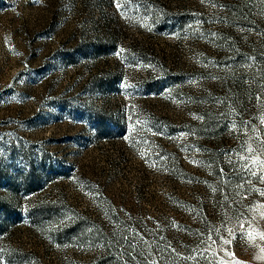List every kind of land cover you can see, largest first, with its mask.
<instances>
[{
    "label": "rangeland",
    "instance_id": "374dc122",
    "mask_svg": "<svg viewBox=\"0 0 264 264\" xmlns=\"http://www.w3.org/2000/svg\"><path fill=\"white\" fill-rule=\"evenodd\" d=\"M0 264H264V0H0Z\"/></svg>",
    "mask_w": 264,
    "mask_h": 264
},
{
    "label": "snow or ice",
    "instance_id": "6c2138e0",
    "mask_svg": "<svg viewBox=\"0 0 264 264\" xmlns=\"http://www.w3.org/2000/svg\"><path fill=\"white\" fill-rule=\"evenodd\" d=\"M246 170H250V166H249V169H246ZM253 175H257V173H253ZM225 243H230V241H225Z\"/></svg>",
    "mask_w": 264,
    "mask_h": 264
}]
</instances>
